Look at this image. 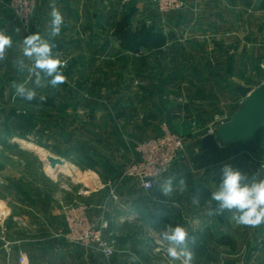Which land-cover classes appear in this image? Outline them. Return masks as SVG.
<instances>
[{
  "label": "crops",
  "instance_id": "0c3cea01",
  "mask_svg": "<svg viewBox=\"0 0 264 264\" xmlns=\"http://www.w3.org/2000/svg\"><path fill=\"white\" fill-rule=\"evenodd\" d=\"M202 1L186 0L183 12L171 13L160 12L152 0L37 1L31 34L39 33L52 46L53 56L68 61L64 72L66 80L94 77L104 81L112 77L127 78L132 83L131 90L122 88L117 93L118 102L113 107L117 114L106 111L101 120H97L104 149L101 148L98 155H89L93 162L91 167L81 164L83 156L55 155L73 163L82 175L86 174V184L66 173L49 177L45 170V177L54 188L49 201L31 196L30 203L17 200L14 206H5L7 232L5 236L0 235V264H18L20 252L28 256L30 264H181L180 260L173 261L167 255L169 245L160 236L167 226L176 225L184 227L188 233L187 248L193 253L194 264H243L242 259H238L243 252H264V234L260 236L259 228L236 224L235 210L218 211L219 203L211 199V193L218 190L222 182L221 170L226 164L244 174L247 177L244 182L264 179L261 162L264 132L255 135L253 151L241 141L220 146L216 152L192 147L206 135L195 132L186 137L183 156L149 193L134 179L123 178L125 167L135 155L134 147L158 136L163 123L183 134L194 130L195 110L169 112L165 101L156 103L152 99L154 91L149 87L141 88L146 94L144 97L141 89L134 88L133 81L150 79L145 72L138 74L140 60L146 59L148 64L154 57L161 63L162 57L166 58V52L173 48L187 49L191 39L194 43L208 45L211 40L206 42V39L213 36L229 49L233 39L241 48L248 46L247 27L233 29L219 25L210 32L209 25H202L200 20L207 17L200 8ZM2 2L0 0V31L9 36L23 33ZM52 7H57L64 17L58 36L51 35ZM19 45L23 49V43ZM223 55L225 57L226 53ZM11 64L20 68L22 78L28 79L25 76L30 74V79L36 80L33 59L22 53ZM27 66H31L30 70ZM193 75L192 80L197 82L214 77L213 72L197 71ZM41 79L51 78L41 73ZM237 86L240 85L228 90L229 102L236 107L243 100ZM55 91L56 87L53 92L58 95ZM125 95L127 99L123 98ZM205 98L195 97L193 103H210L211 98ZM56 105L54 101L53 108ZM207 124L205 122V126ZM204 129L206 131L207 127ZM106 162L110 164L104 166ZM107 176L117 178L114 183L105 184L101 178ZM61 177L67 181L59 180ZM168 180L172 182V191L165 194L163 188ZM181 180L186 184L183 192L178 187ZM78 204L87 205L91 220L104 217L108 221L107 232L115 239L117 247L110 262L95 251L60 236L66 227L64 207ZM0 225L3 226L1 220Z\"/></svg>",
  "mask_w": 264,
  "mask_h": 264
},
{
  "label": "rangeland",
  "instance_id": "374dc122",
  "mask_svg": "<svg viewBox=\"0 0 264 264\" xmlns=\"http://www.w3.org/2000/svg\"><path fill=\"white\" fill-rule=\"evenodd\" d=\"M3 2L2 6L6 8V1ZM200 8L207 16L200 20L201 24L209 25L210 32L219 25L233 29L247 27L248 46L241 48L233 39L229 49L215 36L206 39V42L211 40L208 45L197 41L194 43L191 39L187 49L173 48L166 52V58L162 57L161 63H157L154 57L148 64L146 59L140 60L137 65V71H140L138 74L145 72L150 75V79L133 81L134 88L138 91L146 87L154 91L152 99L156 103L165 101L169 112L176 110L184 112L189 108L195 110L192 116L193 131L183 134L173 130L185 139L193 136L195 132L207 134L210 128L215 132L217 126L230 120L239 110L242 103L236 107L234 103L229 102L231 101L229 88H233L234 85L257 88L264 83V0H203ZM9 12L12 14L11 11ZM16 20L23 33L10 36L12 47L6 49L4 58L0 60V204L2 207L0 212H6L7 215L6 207L14 206L15 201L30 203L31 196L37 198L40 196L42 200L49 201L50 193L54 191L49 179L45 177V162L34 151L27 149L21 141L14 140L33 143L54 155L67 152L71 156H83L80 159L81 164L88 165L91 162L89 155L92 153L98 155L102 152L101 148L104 149L101 140L102 131L97 128V120H101L106 111L117 114L113 108L118 102L117 93L122 88L131 90L129 85L132 83L127 78L116 80L112 77L104 81L96 80L94 77L88 80L68 79L56 87L58 95H54V88L49 84V80L41 79L40 85L37 86L36 80L30 79L32 75H26L28 79L22 78L19 74L22 72L20 68L11 63L23 53V49L19 48L22 45L19 44L23 43L22 40L26 36L31 35L32 26L30 24L29 28L25 29L17 18ZM195 44L198 46L195 47ZM30 68L31 66L29 70ZM66 69L67 67L63 71L65 72ZM197 71L213 72L214 77L210 81H193V74ZM21 84L26 89L40 94L39 97L45 96L56 101V107H46L42 104L29 105L23 99H19L14 85ZM142 89L140 94L144 97L146 94ZM199 96L210 97V103H193V99ZM123 98L127 99V95ZM18 113L28 118L29 128L22 131L27 134L25 139L16 138L19 131L10 125L11 120ZM205 122H208L207 126ZM205 127H207L206 131ZM263 132L264 129L259 134ZM11 135H14V138L10 139ZM9 139L19 146H8ZM108 164L110 163L106 162L104 166ZM115 178L117 177L107 176L101 179L105 184H112ZM66 179L61 177L59 180L67 181ZM4 186L7 188L5 189ZM4 228H6L5 221L3 226L0 225L2 236L7 232L3 231ZM238 254L240 255V252ZM113 257L105 260L110 262ZM240 258L243 264H263L264 252H243L238 259Z\"/></svg>",
  "mask_w": 264,
  "mask_h": 264
},
{
  "label": "built area",
  "instance_id": "2783aa9c",
  "mask_svg": "<svg viewBox=\"0 0 264 264\" xmlns=\"http://www.w3.org/2000/svg\"><path fill=\"white\" fill-rule=\"evenodd\" d=\"M38 0H6V8L14 14L22 27L28 29L35 12ZM160 12H183L186 0H152ZM243 103V100L241 101ZM214 130H207L213 134ZM187 147L184 137L174 132L167 123L161 126L158 136L149 138L134 147L135 155L123 171V178L134 179L141 188L149 193L161 182L174 164L183 156ZM264 168V156L261 159ZM0 220L4 224L6 212H0ZM66 227L60 233L68 242L95 251L109 259L117 251L116 241L108 230V221L101 217L91 220L85 204L64 207ZM3 231H7L6 228ZM18 264H30L28 256L20 252Z\"/></svg>",
  "mask_w": 264,
  "mask_h": 264
},
{
  "label": "clouds",
  "instance_id": "9594fccd",
  "mask_svg": "<svg viewBox=\"0 0 264 264\" xmlns=\"http://www.w3.org/2000/svg\"><path fill=\"white\" fill-rule=\"evenodd\" d=\"M51 35L58 36L64 17L57 7H52L51 13ZM12 47V38L0 31V60L5 56V51ZM23 56L34 60L33 72L36 77L37 86L41 82V73L50 77L49 84L55 88L66 80L64 69L68 65L67 60H61L52 54V46L41 37L39 33L28 35L23 40ZM22 64V62H21ZM16 93L27 101L36 98V92L26 89L22 84L14 85ZM46 98L40 97L43 101ZM222 182L218 190L211 193V199L219 203V210H235L233 219L236 224L259 228L264 224V179L244 182L247 177L230 164L222 168ZM179 190L183 192L186 188L184 180L179 182ZM165 194L172 191L171 180L166 181L163 188ZM160 236L169 245L166 252L171 260H180L181 264H194V256L187 248L188 233L180 225L167 226ZM183 258V259H181Z\"/></svg>",
  "mask_w": 264,
  "mask_h": 264
},
{
  "label": "water",
  "instance_id": "95a60500",
  "mask_svg": "<svg viewBox=\"0 0 264 264\" xmlns=\"http://www.w3.org/2000/svg\"><path fill=\"white\" fill-rule=\"evenodd\" d=\"M236 90L243 98L239 110L233 114L230 120L217 126L213 134H206L192 147H198L206 152H216L220 146L243 141L248 150L253 151L255 149L254 136L264 128V83L257 88L240 85L237 86ZM25 147L39 155L34 148ZM46 160L51 167L63 164V159L55 155L46 156ZM43 161L45 162V160ZM57 174H64V172ZM47 176L51 177L48 173ZM259 232L260 236L264 234V224L259 227Z\"/></svg>",
  "mask_w": 264,
  "mask_h": 264
},
{
  "label": "bare ground",
  "instance_id": "6f19581e",
  "mask_svg": "<svg viewBox=\"0 0 264 264\" xmlns=\"http://www.w3.org/2000/svg\"><path fill=\"white\" fill-rule=\"evenodd\" d=\"M20 141L22 142L23 145H25L27 147L29 146V147L34 148L38 152L40 157L43 160H45L46 172L48 174H50L51 177L56 178L58 172H64L66 174L74 176L75 177L74 180L77 178L79 180L85 181V184H86V181H87V179L85 177L86 174L82 175V173L78 170V168L73 163L63 159V164L57 165L56 167H51L49 165L48 161L46 160V156L52 155L49 151H47L45 148H43L41 146H38V145H35L33 143H30V142H27V141H24V140H20ZM1 208L2 207H1V204H0V209Z\"/></svg>",
  "mask_w": 264,
  "mask_h": 264
},
{
  "label": "trees",
  "instance_id": "16d2710c",
  "mask_svg": "<svg viewBox=\"0 0 264 264\" xmlns=\"http://www.w3.org/2000/svg\"><path fill=\"white\" fill-rule=\"evenodd\" d=\"M19 99H23V97H21L20 95L17 96ZM45 97V96H44ZM46 99L41 101L40 100V97L39 96H36L35 99H33L32 101H27L25 99H23L27 104L29 105H38V104H42L43 106H46V107H54V101L52 99H49L48 97H45ZM10 125H12V127H14L16 130H18V134L16 138H20V139H25L27 138L26 135L24 132H22L23 130H28L29 128V122H28V118L21 114V113H18L14 116V118L11 120L10 122ZM264 129V128H263ZM262 130V129H261ZM261 130H259L258 132H260ZM22 132V133H20ZM257 132V133H258ZM256 133V134H257ZM255 134V135H256ZM10 139L14 138V135H11V137H9ZM8 140V146L11 145V146H15V147H18L19 144L18 143H15V142H12L11 140ZM77 152H80V151H77ZM62 156H67V157H70L71 155H69L67 152L66 153H61ZM79 163V162H77ZM93 164V162H90L88 165L91 167ZM203 264H208V263H203Z\"/></svg>",
  "mask_w": 264,
  "mask_h": 264
}]
</instances>
